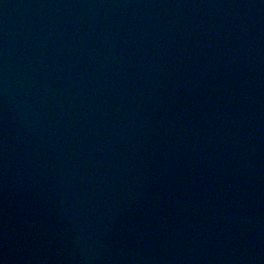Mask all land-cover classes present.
<instances>
[{
	"label": "water",
	"instance_id": "1",
	"mask_svg": "<svg viewBox=\"0 0 264 264\" xmlns=\"http://www.w3.org/2000/svg\"><path fill=\"white\" fill-rule=\"evenodd\" d=\"M0 264H264V0H0Z\"/></svg>",
	"mask_w": 264,
	"mask_h": 264
}]
</instances>
